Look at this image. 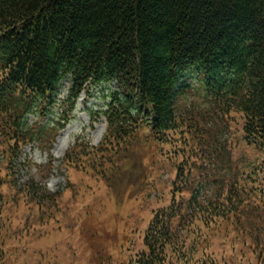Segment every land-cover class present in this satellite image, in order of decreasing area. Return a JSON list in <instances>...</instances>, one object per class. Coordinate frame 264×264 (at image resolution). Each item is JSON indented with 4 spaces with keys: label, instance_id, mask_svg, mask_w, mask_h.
<instances>
[{
    "label": "trees",
    "instance_id": "16d2710c",
    "mask_svg": "<svg viewBox=\"0 0 264 264\" xmlns=\"http://www.w3.org/2000/svg\"><path fill=\"white\" fill-rule=\"evenodd\" d=\"M83 93L101 100L89 114L107 130L66 157L114 179L149 145L174 171L135 264H192L199 231L236 216L264 264V0H0V213L5 188L40 217L58 203L19 171L32 166L25 146L49 151ZM239 142L262 162L236 156Z\"/></svg>",
    "mask_w": 264,
    "mask_h": 264
},
{
    "label": "rangeland",
    "instance_id": "374dc122",
    "mask_svg": "<svg viewBox=\"0 0 264 264\" xmlns=\"http://www.w3.org/2000/svg\"><path fill=\"white\" fill-rule=\"evenodd\" d=\"M95 95H82L76 116L49 151L40 145L24 149L32 166L21 169L19 176H35L49 191L60 192V197L40 217L34 202L29 205L15 190L6 193L5 188L9 204L1 206L0 237L6 251L0 264H135L136 255L145 249L144 232L153 208L158 207L156 194L168 188L174 171L168 164H158L159 155L149 145L138 144L131 161L122 159L125 169L114 179L105 178L97 166L91 168L89 159H82L84 168L66 157L78 140L98 145L106 133L104 120L93 123L88 113V108H100L101 100ZM241 126V120L233 124L234 139L240 138ZM235 148V155L244 154L251 164L262 162L257 148L242 142ZM244 218L236 216L229 223L200 230L192 242L197 250L192 264L205 259L210 263L214 259L215 264H257V248L245 233L234 229L235 224L245 223Z\"/></svg>",
    "mask_w": 264,
    "mask_h": 264
}]
</instances>
